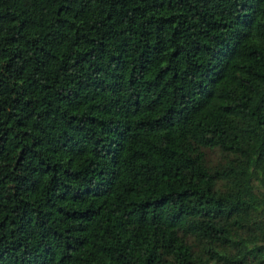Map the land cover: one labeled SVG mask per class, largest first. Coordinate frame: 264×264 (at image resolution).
<instances>
[{"label":"trees","instance_id":"trees-1","mask_svg":"<svg viewBox=\"0 0 264 264\" xmlns=\"http://www.w3.org/2000/svg\"><path fill=\"white\" fill-rule=\"evenodd\" d=\"M0 264H264V0H0Z\"/></svg>","mask_w":264,"mask_h":264}]
</instances>
